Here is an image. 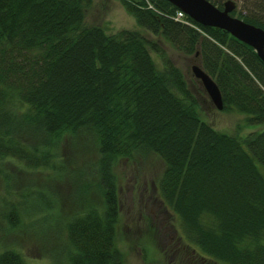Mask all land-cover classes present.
Returning <instances> with one entry per match:
<instances>
[{
	"label": "trees",
	"instance_id": "obj_1",
	"mask_svg": "<svg viewBox=\"0 0 264 264\" xmlns=\"http://www.w3.org/2000/svg\"><path fill=\"white\" fill-rule=\"evenodd\" d=\"M120 1L140 30L186 56L197 53L220 89L223 110L244 114V125L256 129L245 135L215 129L157 39L84 25L92 0H0V230L32 218L58 240L65 229L66 244L47 256L56 264H124L113 164L145 150L165 164L158 194L184 241L223 264H264V62L220 28L174 20L177 7L168 0ZM208 1L222 9L226 0ZM249 1L261 14L238 18L264 29V0ZM67 136L95 144L100 204L63 223L46 214L57 206L51 186L11 185L6 171L14 165L41 177L62 175L81 201L86 175L63 158ZM0 264L26 261L20 251L1 248Z\"/></svg>",
	"mask_w": 264,
	"mask_h": 264
},
{
	"label": "rangeland",
	"instance_id": "obj_2",
	"mask_svg": "<svg viewBox=\"0 0 264 264\" xmlns=\"http://www.w3.org/2000/svg\"><path fill=\"white\" fill-rule=\"evenodd\" d=\"M235 4L234 17H240V12L261 14L259 11L252 10L255 7L250 5L249 0H235ZM84 25H99L108 33H115L122 29L139 30L149 38L157 39L171 60L182 70L190 89L199 98L200 115L203 119L215 129L226 133L239 131L241 135H245L256 129V127L244 125V114L233 109H217L200 80L192 72L191 67L195 62L197 63V59L175 50L161 37L152 36L140 30L135 19L127 13L120 0H92L85 14ZM151 54L160 64V57L154 52ZM60 147L63 158L70 159L69 163L67 162L68 167L86 175L85 179L81 178V180L84 179V183L79 188L84 194L81 201L71 197L73 192L71 186L67 178L62 175H57L58 178H55L53 173H46L41 177L36 173L19 170L14 165H8L6 173L11 180L14 179L11 185L14 183L16 186L27 185L32 181L37 184L38 181L43 180L48 187L51 186L47 190L51 193L52 188L55 192L56 195L52 194L50 197H57V206H51L46 210V214L51 212L52 216L58 217L64 223L73 213L90 205L100 204L99 178L96 172L99 154L95 144L87 137H64ZM164 169L163 160L151 151L145 150L139 151L135 159L117 158L113 164L120 201L117 247L122 252L124 264H176L173 259H170V248L173 245H170L171 242L168 241L172 233L176 238L180 236L177 217L166 204L164 205L168 208V213L157 207L159 206L157 184ZM261 169L264 172L262 167ZM4 184L0 179V191H4ZM11 197L16 199V196ZM61 233V239L58 240L48 226H42L40 221L34 222L32 218H28L25 223L15 229L0 230V249L12 248L20 251L26 264H56L47 256L49 252L55 250L57 245L66 244L65 229ZM180 240L184 241L183 238ZM205 258L201 264H223L206 256Z\"/></svg>",
	"mask_w": 264,
	"mask_h": 264
},
{
	"label": "water",
	"instance_id": "obj_3",
	"mask_svg": "<svg viewBox=\"0 0 264 264\" xmlns=\"http://www.w3.org/2000/svg\"><path fill=\"white\" fill-rule=\"evenodd\" d=\"M168 1L185 12L194 21L205 26L220 28L248 44L264 62V29L232 16L230 13L235 9L233 0H226L222 9L216 7L208 0ZM195 58L197 63L195 62L191 67L194 76L200 80L213 105L219 110L222 109L223 100L218 85L202 68L197 53Z\"/></svg>",
	"mask_w": 264,
	"mask_h": 264
},
{
	"label": "flooded vegetation",
	"instance_id": "obj_4",
	"mask_svg": "<svg viewBox=\"0 0 264 264\" xmlns=\"http://www.w3.org/2000/svg\"><path fill=\"white\" fill-rule=\"evenodd\" d=\"M159 209L165 213H168V208L165 207L163 201L160 199L157 200ZM174 238V240H173ZM181 236L176 238L175 234L172 233L171 238L168 242H171L170 245H173L170 249L171 256L170 259H173V262L176 264H201L206 259L193 245L187 243L186 241L180 240ZM173 255L175 257L173 258Z\"/></svg>",
	"mask_w": 264,
	"mask_h": 264
},
{
	"label": "built area",
	"instance_id": "obj_5",
	"mask_svg": "<svg viewBox=\"0 0 264 264\" xmlns=\"http://www.w3.org/2000/svg\"><path fill=\"white\" fill-rule=\"evenodd\" d=\"M173 19H175V20H182L183 22H186V20H185V14L182 11H180V10H178L176 12V14L173 16Z\"/></svg>",
	"mask_w": 264,
	"mask_h": 264
}]
</instances>
